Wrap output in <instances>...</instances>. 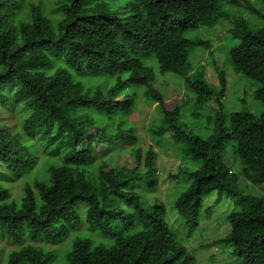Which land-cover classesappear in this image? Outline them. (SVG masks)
Wrapping results in <instances>:
<instances>
[{
    "label": "trees",
    "instance_id": "obj_1",
    "mask_svg": "<svg viewBox=\"0 0 264 264\" xmlns=\"http://www.w3.org/2000/svg\"><path fill=\"white\" fill-rule=\"evenodd\" d=\"M261 1L258 8L249 0H54L53 18L33 3L31 17L15 22L18 0H0V264H201L172 230L166 204L149 200L137 184H157V152L138 146L129 121L141 88L164 118L151 128L153 138L173 130L179 149L201 161L197 169H181L190 183L174 210L186 231L194 236L202 219L214 217L208 199L218 209L234 208L222 218L234 224L235 237L203 245L220 247L207 264H264V194L245 193L225 161L231 156L243 177L264 185V112L224 115L227 74L214 58L194 69L192 51L210 44L188 37L228 22L240 43L225 64L255 83L264 109ZM212 66L218 89L207 81ZM156 70L179 76L189 101L192 93L195 106L215 110L214 141L211 132H190L187 110L166 107ZM74 76L117 82L91 94ZM14 108L23 111L21 131L5 121ZM30 136L46 153L39 168ZM120 153L134 157L133 169L123 168ZM145 153L148 168L141 172ZM69 239L60 253L57 245Z\"/></svg>",
    "mask_w": 264,
    "mask_h": 264
},
{
    "label": "rangeland",
    "instance_id": "obj_2",
    "mask_svg": "<svg viewBox=\"0 0 264 264\" xmlns=\"http://www.w3.org/2000/svg\"><path fill=\"white\" fill-rule=\"evenodd\" d=\"M53 1L54 0H18V6L16 9L15 22L27 21L30 15V5L35 3L40 5L42 12L53 18ZM255 4L258 8L263 6L261 0H249ZM233 16L237 15V11H232ZM225 25V26H223ZM230 24L222 23L217 25L213 30L200 29L193 33H189V38L201 37L204 38L210 44V48L203 49L202 47H196L191 55L190 62L194 69H199L201 64H207L211 62V59H215L216 65L222 67L227 74L228 86L226 91V101L223 104V114H229L232 112H251L260 115L264 112L261 104L254 98V91L256 85L253 81L247 79L241 74L235 73L230 64H225L228 60V52L235 46L239 45L240 40L233 37L227 32ZM156 88L159 89L165 96L166 107L172 109L175 106L180 107L182 110H187L189 114L183 116V119L190 122V132L198 134L202 129L201 135L206 137L208 133L213 135L209 142L215 140L218 132L219 123L216 122V127L211 130V126L214 127L215 122L210 117L215 114V110L208 107V103L200 106H195L194 95L190 93V101L188 98L187 88L180 82L179 76L173 74H167L166 76L160 75L158 70ZM128 76V75H127ZM208 83L218 89L219 78L217 70L212 66L206 71ZM117 82V78H94V77H78L74 76V83L80 84L84 91L91 94L100 91H107L108 88ZM135 110L129 117L130 123L136 129V136L138 146L143 150L153 148L157 152L155 158V164L157 169V184L154 188L149 187L150 183L145 179L139 180L137 184H141L145 191V195L149 200L164 202L167 206L168 221L174 232L178 234L179 239L184 241L190 249H194L195 256L198 263L207 264L211 256L218 253L219 246H212L203 248V245H212L215 241L223 240L229 242L235 237V229L233 223L230 220L222 218L227 217L233 213L234 208L231 206L223 209H218V204L215 203V198L206 200V207H212L215 211L214 217L209 220L202 219L200 228L197 234L191 236L183 225V221L177 215L174 210V204L180 193L187 188L190 181L185 174L182 173V168L197 169L201 166V161L198 158L192 157V153H184L177 146L175 140L172 138V131L170 130L160 140L153 138L151 128L154 126H162L164 124L163 114L160 111L158 103L152 100L145 88L137 89V97L135 99ZM190 111V112H189ZM23 111L19 108H14L13 112L9 111V114L5 118L6 124L10 125L13 131H21L22 120L24 116ZM36 150L38 156L37 166L39 168L43 164V157L46 153L43 152L42 146L39 144L40 139L38 137L30 136V141ZM119 159H123V168L131 170L134 167V157L126 154L125 158L123 153L117 155ZM149 158L147 153L143 157V163H141L138 171L145 172L148 168ZM226 163L230 166L232 171L240 175V184L245 193L253 195H263L264 185L253 184L249 182L245 177L241 175V167L235 163L231 156L225 158ZM20 182H16L13 186V192L17 194ZM149 187V188H148ZM255 218L250 216L249 219ZM261 218V217H260ZM244 231H246L244 229ZM71 245L70 239L65 242L64 245H57L60 253L64 254ZM10 249V247H7Z\"/></svg>",
    "mask_w": 264,
    "mask_h": 264
}]
</instances>
